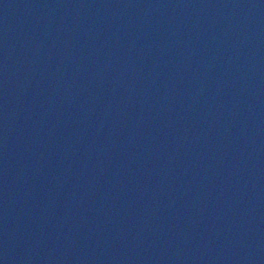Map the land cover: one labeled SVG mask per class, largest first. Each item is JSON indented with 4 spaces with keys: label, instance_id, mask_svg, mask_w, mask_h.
<instances>
[{
    "label": "water",
    "instance_id": "water-1",
    "mask_svg": "<svg viewBox=\"0 0 264 264\" xmlns=\"http://www.w3.org/2000/svg\"><path fill=\"white\" fill-rule=\"evenodd\" d=\"M0 264H264V0H0Z\"/></svg>",
    "mask_w": 264,
    "mask_h": 264
}]
</instances>
